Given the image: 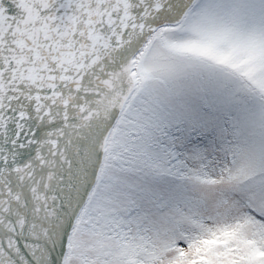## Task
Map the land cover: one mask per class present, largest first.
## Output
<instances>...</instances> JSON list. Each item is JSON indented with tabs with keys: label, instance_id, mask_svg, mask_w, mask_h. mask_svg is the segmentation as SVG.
I'll return each instance as SVG.
<instances>
[{
	"label": "snow or ice",
	"instance_id": "6c2138e0",
	"mask_svg": "<svg viewBox=\"0 0 264 264\" xmlns=\"http://www.w3.org/2000/svg\"><path fill=\"white\" fill-rule=\"evenodd\" d=\"M0 264H264V0H0Z\"/></svg>",
	"mask_w": 264,
	"mask_h": 264
}]
</instances>
